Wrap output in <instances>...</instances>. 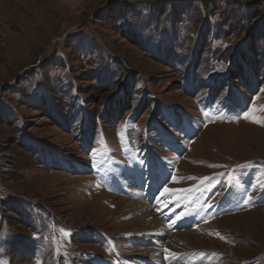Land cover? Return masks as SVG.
Wrapping results in <instances>:
<instances>
[{
	"label": "rangeland",
	"instance_id": "obj_1",
	"mask_svg": "<svg viewBox=\"0 0 264 264\" xmlns=\"http://www.w3.org/2000/svg\"><path fill=\"white\" fill-rule=\"evenodd\" d=\"M147 168L166 217L133 183ZM135 196L165 232L142 230ZM154 246L264 264V0H0V264Z\"/></svg>",
	"mask_w": 264,
	"mask_h": 264
},
{
	"label": "bare ground",
	"instance_id": "obj_2",
	"mask_svg": "<svg viewBox=\"0 0 264 264\" xmlns=\"http://www.w3.org/2000/svg\"><path fill=\"white\" fill-rule=\"evenodd\" d=\"M137 171H138V169L135 168V170H133V173L137 174ZM127 175H129V173H127ZM143 179H145L146 180L145 182H147L146 186L141 185V183H142L141 180L134 181L133 183H136V184H138L137 186L141 187L142 196L145 198L144 200H146L148 198V196L151 197L153 195V192L155 191L154 188L158 186L160 181H154L153 171L151 170V168H147V170H145V174L143 176ZM143 187H144V189H143ZM135 195H137V194H135ZM153 197H154V195H153ZM154 198L156 199L157 202H152L153 206H155L159 210H161L162 214L165 213V217L168 216L170 214V210L166 209L167 205H164V203H162V200H160L158 197H154ZM122 204H123V207L127 206L128 208L131 209L130 213H133V211H137V214H139V215L134 220H137V222L139 221L143 224L141 227H142V230L144 232H146V233H151L152 231H157V232L163 231V232H165L163 227H162L161 221L155 216V214L151 211L150 207L144 201H142L136 197L132 200L131 199L123 200ZM193 208L196 209V205L193 206ZM191 212L193 214L194 211H191ZM189 218H190V215H186L185 217H183L181 215L173 214V217L171 218L170 222L167 223V225L170 228L171 226H174L176 224H179V222H182V223H184V226H186V224H188L187 221H189ZM195 227H197V226H195ZM197 230H200V229H197ZM197 230L195 232H192V231H177L174 233H168L167 232V234L169 235L168 240L172 245H179V243H182V242L185 245L186 244L191 245L193 243V240H197V239L200 240L201 236L196 233ZM166 235H164V237ZM154 236H157V235H154ZM156 238L157 237L149 236L148 240H149V242H154L155 240H157ZM158 242L161 243L162 241H158ZM156 247L157 246L150 247L151 249L147 250V252L145 253V255H147V256L141 258V261L139 263L144 264L143 262L145 260H149V262H151L152 264H170L169 259L171 258L172 254H174L173 249H172V252H170L172 254L164 255V257L171 255L170 258H168V257L164 258L163 256L160 257V255H162V251L158 250ZM175 259H176V257L172 258V260L170 262H172V264H176V262H174Z\"/></svg>",
	"mask_w": 264,
	"mask_h": 264
},
{
	"label": "trees",
	"instance_id": "obj_3",
	"mask_svg": "<svg viewBox=\"0 0 264 264\" xmlns=\"http://www.w3.org/2000/svg\"><path fill=\"white\" fill-rule=\"evenodd\" d=\"M245 58H246V55L244 56ZM250 58V57H249ZM249 58H246V59H249ZM249 61H250V59H249ZM240 75L242 74V73H239Z\"/></svg>",
	"mask_w": 264,
	"mask_h": 264
},
{
	"label": "snow or ice",
	"instance_id": "obj_4",
	"mask_svg": "<svg viewBox=\"0 0 264 264\" xmlns=\"http://www.w3.org/2000/svg\"><path fill=\"white\" fill-rule=\"evenodd\" d=\"M167 191V190H166Z\"/></svg>",
	"mask_w": 264,
	"mask_h": 264
}]
</instances>
